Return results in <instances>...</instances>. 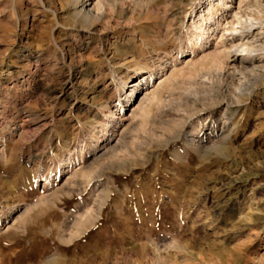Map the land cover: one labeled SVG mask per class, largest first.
<instances>
[{
  "label": "rangeland",
  "instance_id": "1",
  "mask_svg": "<svg viewBox=\"0 0 264 264\" xmlns=\"http://www.w3.org/2000/svg\"><path fill=\"white\" fill-rule=\"evenodd\" d=\"M81 1L0 0V264H264V0Z\"/></svg>",
  "mask_w": 264,
  "mask_h": 264
},
{
  "label": "bare ground",
  "instance_id": "2",
  "mask_svg": "<svg viewBox=\"0 0 264 264\" xmlns=\"http://www.w3.org/2000/svg\"><path fill=\"white\" fill-rule=\"evenodd\" d=\"M75 2V5L73 7V14L74 15V19L75 17L79 18L80 21L84 24V23H94L96 21H98L101 17L100 13H92L90 11H85L84 9V1L81 0H73ZM175 1V0H174ZM215 1V0H214ZM214 1L213 0H206L205 1V5L202 4L203 10L205 11V13L203 14V10L196 13V15H194V18L191 20L192 22V30L194 31L193 33V39L195 41H197L200 37H203L204 35H207L209 37V32H213L215 29H217V25L218 23L222 20L225 21V16L226 14H228L227 11V7H230L229 5L231 4V0L230 2H228V0H219L222 2L221 4V10H223V13L221 14L220 18H214L213 17V13L216 12L214 8ZM239 3V1H238ZM239 5V4H237ZM224 13H226L224 15ZM90 24V25H91ZM85 26V25H84ZM203 40H206L203 38ZM233 48V47H231ZM218 62V61H217ZM147 79L149 78H145V79H137L136 81H134L133 85L131 86V90L129 92V95H132V92H135V88L137 86H139V84L141 82L147 81ZM121 118H119L120 120ZM77 236V235H76ZM74 238H69L68 239V243L73 242ZM32 244V243H31ZM41 250V248H39ZM186 257V256H185ZM52 262V261H51Z\"/></svg>",
  "mask_w": 264,
  "mask_h": 264
}]
</instances>
